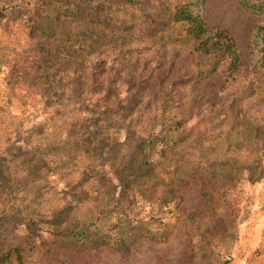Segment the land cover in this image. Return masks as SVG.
Returning <instances> with one entry per match:
<instances>
[{
  "label": "rangeland",
  "instance_id": "rangeland-1",
  "mask_svg": "<svg viewBox=\"0 0 264 264\" xmlns=\"http://www.w3.org/2000/svg\"><path fill=\"white\" fill-rule=\"evenodd\" d=\"M54 1L0 0V177L27 182L28 160L49 152L45 180L0 191L9 244L29 237L27 264H264V66L253 44L263 16L206 1V22L230 32L247 66L225 89L207 88L182 144L162 155L161 83L178 79L177 105L198 69L181 28L166 23L164 6L179 0L130 4L144 36L129 50L47 35L38 26ZM130 114L143 133L125 125ZM72 226L104 243L54 236Z\"/></svg>",
  "mask_w": 264,
  "mask_h": 264
},
{
  "label": "trees",
  "instance_id": "trees-1",
  "mask_svg": "<svg viewBox=\"0 0 264 264\" xmlns=\"http://www.w3.org/2000/svg\"><path fill=\"white\" fill-rule=\"evenodd\" d=\"M206 1L179 0L174 7L170 5L164 6L166 23L169 21L178 26V28H181L178 40H181L182 44H185L190 54L193 55V59L198 60L196 63L198 69L196 75L194 74L192 78V93L179 100L177 102L179 104L177 105L175 104L177 96L175 95L174 88L175 82L178 79L174 83H161L159 110L156 121L161 132L166 136L163 141L162 155L167 150H176L182 144L183 140L179 138L178 134L190 118L199 116L201 113L198 110L199 106L196 104V100L199 98L203 99L207 88L211 92L216 88L220 90L225 89L237 79V76L242 74V71L247 66L245 56L230 32L220 27L211 26L206 22L204 14ZM135 2L136 0H105L104 2H101V0H78V2L55 0L54 14L48 17L47 21L41 22L38 29L42 27V29L44 28L47 31V35L49 36L58 37L64 35L79 43H84L85 40L88 41V39L97 36L98 47L106 45L107 41H110L114 46L120 47L121 45L122 48L126 47L129 50L130 40H132V43H136L144 36V31L140 30L142 24L139 20L135 19V17H129L128 8L131 6L130 4ZM239 2L247 11L263 16V20L255 30L253 40L254 47L257 49V55L259 56L255 65L262 67L264 66V0H239ZM7 8V6L1 7L2 10H6ZM136 30L138 32L137 35ZM122 41L124 43H121ZM138 43L142 44V41ZM153 47L154 45H150L148 48L152 49ZM208 64H210L209 68H207ZM200 86L204 88L202 89L203 92L196 91ZM196 94H198V97L195 96ZM125 125L129 126L128 128L132 131L143 133L138 130L141 128L140 116H136L135 114L128 115ZM104 139L105 141L109 140L105 136ZM43 152L35 151L34 156L28 160L29 164L21 171L26 172L21 181L28 179L27 182L20 183L18 181L11 184L9 180L4 181L0 177L1 193L10 195L17 188L25 187L30 183L43 179L45 180V178H42V173L44 169L47 170L48 168L46 161L49 152L47 150H43ZM40 163L46 164L40 167L42 171L38 169ZM37 169L40 171L36 175L34 171H37ZM175 175H177L178 181H184L185 176L179 173ZM207 195L206 193V200L209 201L211 198ZM9 198L10 196H8ZM2 203L6 204V201L3 200ZM194 215V213H191L188 218H193ZM4 225H0V264H9L11 262L27 264L25 257L30 251L28 248L29 237L16 236L13 243L9 244L8 237L4 233ZM79 228L80 226H72L62 230L59 229L54 233V236L56 238H75L78 243L80 242L85 247L87 245L94 247L100 243H104L101 238H91L92 234L84 236V234L77 231ZM136 235L138 237V234ZM124 239L117 238L116 240V243H118L116 247L120 250L126 243Z\"/></svg>",
  "mask_w": 264,
  "mask_h": 264
}]
</instances>
